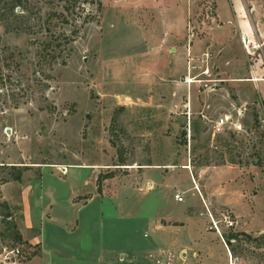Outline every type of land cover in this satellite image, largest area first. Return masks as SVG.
<instances>
[{
    "label": "rangeland",
    "instance_id": "1",
    "mask_svg": "<svg viewBox=\"0 0 264 264\" xmlns=\"http://www.w3.org/2000/svg\"><path fill=\"white\" fill-rule=\"evenodd\" d=\"M21 3L23 20L0 22V251L22 245L17 264H227L228 253L264 264L259 99L234 111L239 132L211 140L200 117L217 119L248 83L223 85L203 45L190 52L200 83H186V73L149 88L151 79L133 75L148 20L132 0ZM242 3L258 34L242 43L247 69L264 68V0ZM215 9L214 0H189L185 39L205 40ZM109 172L98 192V174ZM229 234L238 236L227 246Z\"/></svg>",
    "mask_w": 264,
    "mask_h": 264
},
{
    "label": "crops",
    "instance_id": "2",
    "mask_svg": "<svg viewBox=\"0 0 264 264\" xmlns=\"http://www.w3.org/2000/svg\"><path fill=\"white\" fill-rule=\"evenodd\" d=\"M132 1L135 9L143 13L145 19L148 20L143 29L141 28V36L139 35L137 40L139 45L137 46V51H134L133 60L138 62L137 64L139 65L133 67L134 76L139 77L142 75L145 77L144 80L151 79V83L148 84L149 88L158 81L166 85L167 81L172 78L183 76L187 73V52L190 51L193 55H197L202 51L201 46L204 45L211 52V61L217 69L220 79L224 82L223 85L225 83L226 85L232 84L238 88L240 85H244V82L249 85L247 89L248 96L243 95L239 89L238 96L231 101L232 108L220 114L219 117L226 115L233 119L234 111L236 113L241 112V115L245 114L246 98L251 101L259 99L260 111H264V98L258 84L264 82V68H258L257 63L255 66L249 65V69H247L248 58L241 40L244 38L248 41L247 44L253 41L258 42V34L245 16L246 11L242 0H214L217 21L209 27L205 40L194 39L190 42L185 39L189 0ZM153 80L154 82H152ZM166 86L170 87L169 84ZM176 87V94L183 92L184 86L179 88L177 84ZM134 97L137 100L139 99L135 94ZM189 102L188 105H185L189 111L184 112L183 110L182 113L188 115V125L190 130H192L190 120L192 111L191 98ZM133 103L130 110L140 109L136 100ZM142 104L148 105V102H142ZM255 105L258 112V102ZM201 114L206 116L203 111ZM200 121L202 122L203 120L201 119ZM128 130L133 131L130 128ZM212 139L213 137L211 136ZM27 167L30 168L24 172L29 171L34 166ZM218 172L220 171L218 170ZM22 179L23 175L20 181ZM4 199L7 205H11L7 198ZM51 211H53V208ZM22 213L26 214L24 208H22Z\"/></svg>",
    "mask_w": 264,
    "mask_h": 264
},
{
    "label": "built area",
    "instance_id": "3",
    "mask_svg": "<svg viewBox=\"0 0 264 264\" xmlns=\"http://www.w3.org/2000/svg\"><path fill=\"white\" fill-rule=\"evenodd\" d=\"M242 43H244V38H242ZM193 60L194 59L193 57H191L190 51H188L187 52V77H185L184 79L186 83H190L188 79H191V81H197L199 83L201 82V80L199 79L195 80V77L192 75V71L196 69V66L193 63ZM205 85L206 84H204V86ZM240 113H237V115L240 116ZM200 116L203 117L206 123H208L209 129H210V135L212 137L222 133L223 131H225V129L231 130L232 132H239L243 129L242 123L238 119L233 120L232 118L226 115L221 116L214 120L209 119L204 114H201ZM188 137H190V128H189ZM66 171H67L66 167L62 168V173H65ZM173 198L177 202L183 201V198L181 194L179 193L174 194ZM231 224L232 223L230 222L229 225ZM23 250L24 248L22 245H15L10 248L3 247L0 251V264H17L19 257L21 258L23 255ZM227 255H228L227 264H239L238 263L239 260L236 257L233 258L230 253H228Z\"/></svg>",
    "mask_w": 264,
    "mask_h": 264
},
{
    "label": "trees",
    "instance_id": "4",
    "mask_svg": "<svg viewBox=\"0 0 264 264\" xmlns=\"http://www.w3.org/2000/svg\"><path fill=\"white\" fill-rule=\"evenodd\" d=\"M20 10H24L25 8L22 6L21 0H0V22L1 21H6V20H11L13 22H18L23 20L24 15H22L21 13H17L16 10L17 9ZM24 8V9H23ZM47 45H45L46 47ZM42 54L40 55L41 59H51L54 60V56L53 54H51V50H43L42 49ZM45 51V52H44ZM181 135L185 136V131H181ZM184 143V142H182ZM117 161L119 162V164H124V157L122 156V154H118L117 156ZM20 174L21 172L19 171L15 176H14V180L15 181H19L20 180ZM113 177V174L111 172L107 173V174H98L97 178H96V188L97 191H100V182L102 181V179H107V178H111ZM83 199H87V197H83ZM9 216V214H7ZM238 234H229L227 239L224 240V243L228 246V244L230 243L231 239H235L237 238ZM262 236H264V232L262 234ZM15 239L17 241H21V237L19 235V233L15 235Z\"/></svg>",
    "mask_w": 264,
    "mask_h": 264
},
{
    "label": "bare ground",
    "instance_id": "5",
    "mask_svg": "<svg viewBox=\"0 0 264 264\" xmlns=\"http://www.w3.org/2000/svg\"><path fill=\"white\" fill-rule=\"evenodd\" d=\"M247 42H248V41H246V40L244 39V43H245V45L247 44ZM188 81H189V82H192L191 79H188ZM6 130H7V133H9V129H6Z\"/></svg>",
    "mask_w": 264,
    "mask_h": 264
},
{
    "label": "water",
    "instance_id": "6",
    "mask_svg": "<svg viewBox=\"0 0 264 264\" xmlns=\"http://www.w3.org/2000/svg\"><path fill=\"white\" fill-rule=\"evenodd\" d=\"M20 10L19 9H17V12H19Z\"/></svg>",
    "mask_w": 264,
    "mask_h": 264
}]
</instances>
